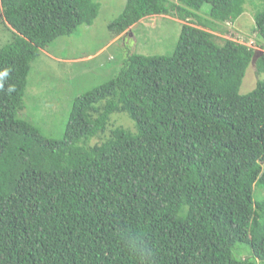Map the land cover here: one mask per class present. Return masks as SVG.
Returning <instances> with one entry per match:
<instances>
[{
    "label": "trees",
    "instance_id": "trees-1",
    "mask_svg": "<svg viewBox=\"0 0 264 264\" xmlns=\"http://www.w3.org/2000/svg\"><path fill=\"white\" fill-rule=\"evenodd\" d=\"M125 2L109 31L171 16L182 22L174 53H125L113 79L74 99L54 140L18 117L31 65L92 26L100 4L0 0L11 35L0 49V264H264V81L240 95L255 51L212 33L246 0ZM255 63L260 77L264 55ZM118 115L133 131L106 136Z\"/></svg>",
    "mask_w": 264,
    "mask_h": 264
},
{
    "label": "rangeland",
    "instance_id": "rangeland-1",
    "mask_svg": "<svg viewBox=\"0 0 264 264\" xmlns=\"http://www.w3.org/2000/svg\"><path fill=\"white\" fill-rule=\"evenodd\" d=\"M98 3L99 14L92 26H81L73 35L59 38L31 65L24 109L18 117L30 120L47 138L63 137L74 99L113 79L122 68L125 53L168 56L176 49L182 28L178 19L171 16L144 19L117 37L108 26L123 13L125 0H98ZM258 3L261 9L259 1L246 0L245 14L238 22L218 25L212 31L219 43L228 39L253 49L256 61L264 55L263 40L255 31ZM1 11L0 4V49L11 41L10 27ZM199 16L203 21L210 20L204 12ZM255 64L246 73L240 95L250 94L257 81H264V74L256 75ZM118 126L133 131L129 119L118 115L112 118L106 136ZM256 191L258 196L264 195L261 190Z\"/></svg>",
    "mask_w": 264,
    "mask_h": 264
},
{
    "label": "water",
    "instance_id": "water-1",
    "mask_svg": "<svg viewBox=\"0 0 264 264\" xmlns=\"http://www.w3.org/2000/svg\"><path fill=\"white\" fill-rule=\"evenodd\" d=\"M255 62H256V58H254V60H253V65L255 64Z\"/></svg>",
    "mask_w": 264,
    "mask_h": 264
},
{
    "label": "clouds",
    "instance_id": "clouds-1",
    "mask_svg": "<svg viewBox=\"0 0 264 264\" xmlns=\"http://www.w3.org/2000/svg\"><path fill=\"white\" fill-rule=\"evenodd\" d=\"M154 17H156V16H154ZM160 17H163V16H160ZM182 23V22H181ZM12 90H14V89H10V91H12Z\"/></svg>",
    "mask_w": 264,
    "mask_h": 264
}]
</instances>
